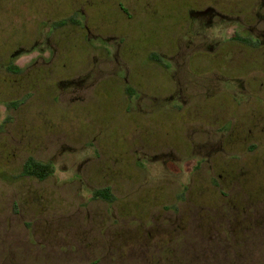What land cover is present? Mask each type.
Wrapping results in <instances>:
<instances>
[{"label":"rangeland","instance_id":"obj_1","mask_svg":"<svg viewBox=\"0 0 264 264\" xmlns=\"http://www.w3.org/2000/svg\"><path fill=\"white\" fill-rule=\"evenodd\" d=\"M119 1L131 13L118 10ZM181 1L138 0L146 7L141 15L133 0H0V235L32 239L13 247L0 241V253L24 256L22 264H90L96 258L97 264H264V226L230 235L235 217L264 215V206L237 210L264 196V144H224L209 161H177V150L190 155L193 147L187 149L181 129L169 121L156 130L171 144H123L116 133L108 101L121 86L119 62L126 59L131 68L133 56L144 66L150 52L168 54L158 43L146 49L141 42L164 40L163 18H176ZM235 2L234 15L243 22L264 16V7L256 9L259 0ZM121 38L135 52L109 45ZM35 39L51 46L39 50L43 60L30 58ZM20 47L28 53L13 54ZM144 76L139 73L148 92L154 94V84L164 92L165 79L152 71ZM139 156L145 159L136 163ZM230 156L232 172L224 183L218 177L224 167L216 165ZM28 158L50 163L52 172L43 179L24 175ZM102 187L110 201L93 196ZM63 227L74 229L75 241L56 240ZM203 232L212 245L204 258L198 240ZM224 238L229 251L223 254L216 239ZM116 239L123 244L109 247ZM88 241L101 257L81 261L77 249Z\"/></svg>","mask_w":264,"mask_h":264},{"label":"flooded vegetation","instance_id":"obj_2","mask_svg":"<svg viewBox=\"0 0 264 264\" xmlns=\"http://www.w3.org/2000/svg\"><path fill=\"white\" fill-rule=\"evenodd\" d=\"M99 1L103 3L105 0ZM249 1L252 0H243L242 5H248ZM137 3L138 0H133V5L136 6ZM117 5L122 13H131L120 1ZM138 5L142 8L135 9L136 13L145 15L146 7L139 3ZM178 7L180 11L176 18L172 19L170 15L163 18L166 24L164 40L157 37L141 42L146 49L158 43L157 46H162L168 54L160 55L154 51L150 52L149 56L145 57L144 66L139 64V58L133 56L128 60L132 62L131 68L127 66L126 59L119 62L117 72L120 71L118 78L121 86L117 89L118 92H109L108 102L111 104V109H114L113 119L116 120V133L121 143H141L152 146L171 144L158 135L157 130H160L158 127L165 126L161 123L164 120L181 129L187 149L193 147L190 149V155L187 153L180 155L181 152L177 150L179 156H171L177 161L193 156L209 161L213 153L220 150V145L224 144L246 142L251 146L250 149L254 145L264 144V24H262L264 16L258 14L255 18L248 17L246 22L241 21L234 15L235 0H182ZM261 7H264V0L256 3V9ZM70 21L79 24L75 20ZM83 26L86 27L85 24ZM102 42L108 44L107 40ZM31 43L30 49L32 52L35 50L36 53L30 57L31 59L43 60L44 57L38 55L43 47L52 50L47 39H35ZM125 44L128 43H125L123 38L109 43L117 50L132 49L135 52L134 48L127 47ZM117 50L107 55H116ZM21 52L27 51L20 47L13 54H21ZM153 53L156 57H151ZM187 56L190 57L186 60ZM157 59L164 60L166 64H160ZM145 71H152L158 75V78L165 79L164 92H156L159 84H154V94L148 92L143 79L139 78L140 72L145 78ZM158 93L160 95H157ZM94 94L97 96L99 92ZM125 114H130L127 118L130 124L124 122ZM227 158H223L227 161L226 163L221 162V166L216 165L224 167L222 168L224 175L218 174L219 179L221 178V182L224 183H226V173L232 172L230 160L234 157ZM143 159L145 157L139 156L136 163ZM262 165L264 166V163ZM263 206L264 196L257 201L247 202L237 210L252 207L258 209ZM234 219L237 220L234 224L236 226L230 235L238 229H248L249 225L264 226L263 213ZM226 221L230 223L232 220L223 218L224 224ZM209 223L220 224V222ZM66 224L71 227L70 223ZM230 224L233 225V222ZM63 228L65 234L56 240L75 241L74 229L71 232L69 228ZM206 237L207 234L203 232L198 239L202 258L210 256L208 252L211 251L209 247L212 246L206 242L207 239L204 241ZM29 240L32 239L29 238L27 242H23L20 238H15L12 233L0 235V241L12 247L18 243L28 245ZM228 242L227 238H224L222 243L216 239V244H221L223 247V254L229 251ZM42 243L44 242L37 244L43 245L44 249L55 250L45 247L46 245ZM121 244L123 243L116 239L115 243L110 244L109 247H119ZM70 246L74 247L72 243L68 244V247ZM86 246L85 249H77L83 252L81 261L92 255L101 257L93 252L91 241ZM124 251V249L118 250L119 256L123 257ZM126 252L134 257L140 255L138 250H126ZM1 257L0 264H22L26 261L24 256L13 254L12 250L0 253V260ZM93 261H90V264H97L99 258Z\"/></svg>","mask_w":264,"mask_h":264},{"label":"trees","instance_id":"obj_3","mask_svg":"<svg viewBox=\"0 0 264 264\" xmlns=\"http://www.w3.org/2000/svg\"><path fill=\"white\" fill-rule=\"evenodd\" d=\"M52 172V165L50 163H44L36 161L32 158H28L22 166V173L28 176H34L38 179H43ZM93 196H101L102 199L110 201L112 195L109 192V189L102 188L94 190Z\"/></svg>","mask_w":264,"mask_h":264}]
</instances>
